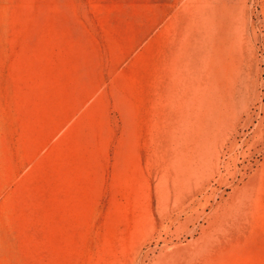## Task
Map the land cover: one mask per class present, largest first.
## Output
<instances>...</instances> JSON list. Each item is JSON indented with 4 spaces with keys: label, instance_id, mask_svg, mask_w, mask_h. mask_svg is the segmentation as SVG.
I'll use <instances>...</instances> for the list:
<instances>
[{
    "label": "rangeland",
    "instance_id": "1",
    "mask_svg": "<svg viewBox=\"0 0 264 264\" xmlns=\"http://www.w3.org/2000/svg\"><path fill=\"white\" fill-rule=\"evenodd\" d=\"M263 4L0 0V264H264Z\"/></svg>",
    "mask_w": 264,
    "mask_h": 264
},
{
    "label": "bare ground",
    "instance_id": "2",
    "mask_svg": "<svg viewBox=\"0 0 264 264\" xmlns=\"http://www.w3.org/2000/svg\"><path fill=\"white\" fill-rule=\"evenodd\" d=\"M264 5V4H263ZM243 6V5H242ZM243 8V7H242ZM241 11H242V9H241ZM240 14V13H239ZM247 14V13H246ZM242 15V14H241ZM244 16V15H243ZM241 17V16H240ZM252 18V17H251ZM240 19V18H239ZM238 19V20H239ZM242 19V18H241ZM246 20H247V18H246ZM243 21V20H242ZM239 24V23H238ZM247 24V23H246ZM230 25V24H229ZM240 25V27H241V24H239ZM252 26V25H251ZM228 27H230V26H227V28ZM232 27V26H231ZM244 27V26H243ZM242 27V28H243ZM249 27V26H248ZM232 29V28H231ZM244 29H245V27H244ZM230 30V29H229ZM228 30V31H229ZM243 30V29H242ZM232 32V31H231ZM235 33L237 32V31H234ZM255 32V31H254ZM240 33V32H239ZM236 36H241V35H236ZM243 36H244V34H243ZM249 36V35H248ZM252 36V35H251ZM250 36V37H251ZM245 37V36H244ZM229 38V37H228ZM236 38H238V37H236ZM241 39V38H240ZM239 38L237 39V40H240ZM238 43H240V42H238ZM258 43V42H257ZM242 43H240V44H238V45H236V46H239V45H241ZM249 44V43H248ZM249 48V47H248ZM238 51H240L239 49H238ZM240 53H242V50H241V52ZM244 54H242V56H243ZM242 60V59H241ZM249 66V65H248ZM251 68V67H250ZM264 98V97H263ZM250 99V98H249ZM262 99V98H261ZM262 104V103H261ZM251 105V104H250ZM247 106V105H246ZM248 107H249V105H248ZM244 109V108H243ZM245 110V109H244ZM246 111V110H245ZM263 120H264V118H263ZM243 141V140H242ZM263 151H264V145H263ZM262 177H264V168L262 169ZM251 190V189H250ZM250 190H246L245 192V194H243L242 196H241V198H240V200H239V203H241L242 201H244V200H247L248 199V197L250 196L248 193H250ZM241 205V204H240ZM243 206V205H242ZM238 207H240V206H238Z\"/></svg>",
    "mask_w": 264,
    "mask_h": 264
}]
</instances>
